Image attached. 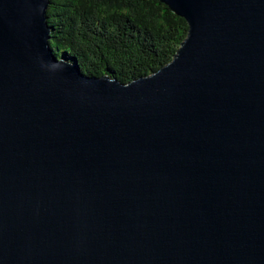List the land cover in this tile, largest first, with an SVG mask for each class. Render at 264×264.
Wrapping results in <instances>:
<instances>
[{
    "label": "water",
    "instance_id": "water-1",
    "mask_svg": "<svg viewBox=\"0 0 264 264\" xmlns=\"http://www.w3.org/2000/svg\"><path fill=\"white\" fill-rule=\"evenodd\" d=\"M174 59L124 84L0 0V264H264V0H160Z\"/></svg>",
    "mask_w": 264,
    "mask_h": 264
},
{
    "label": "trees",
    "instance_id": "trees-1",
    "mask_svg": "<svg viewBox=\"0 0 264 264\" xmlns=\"http://www.w3.org/2000/svg\"><path fill=\"white\" fill-rule=\"evenodd\" d=\"M69 8H82L78 18L66 13ZM61 12L65 17L59 16ZM88 13L105 28L92 35H105L107 44L114 41L109 52L102 51L97 58L87 55L86 41L79 38L78 31L71 33ZM48 24L50 44L59 59L77 63L89 76H106L124 84L170 63L189 34L186 20L160 0H51Z\"/></svg>",
    "mask_w": 264,
    "mask_h": 264
},
{
    "label": "flooded vegetation",
    "instance_id": "flooded-vegetation-1",
    "mask_svg": "<svg viewBox=\"0 0 264 264\" xmlns=\"http://www.w3.org/2000/svg\"><path fill=\"white\" fill-rule=\"evenodd\" d=\"M81 9L77 10L76 8H69V10H66V13L75 15L78 18V14L80 13ZM92 11H94L93 13L98 14V12L96 10H92ZM63 14H64V12H61L59 16L65 17ZM92 14L88 13V15L83 17V20L79 25L75 24V28L73 30H71V33L76 34V32L78 31L79 38L86 41L85 49H86L87 55L89 57L97 58V57H99V54L102 51L103 52L108 51L110 49V46L113 44L114 41L111 39L109 44H107L104 41L105 35H103V36L99 35V34H96L94 36L92 35L93 31L94 32L95 31L101 32V30L105 29L103 26H101V20H99V18H97V17L90 16ZM95 22H98L99 25ZM115 27H117L116 24H115ZM101 40H103V41H101ZM99 41H101V42H99ZM99 63H101V62L98 60V64Z\"/></svg>",
    "mask_w": 264,
    "mask_h": 264
}]
</instances>
